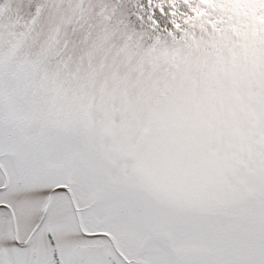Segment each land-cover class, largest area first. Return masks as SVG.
Masks as SVG:
<instances>
[{"label": "snow or ice", "instance_id": "1", "mask_svg": "<svg viewBox=\"0 0 264 264\" xmlns=\"http://www.w3.org/2000/svg\"><path fill=\"white\" fill-rule=\"evenodd\" d=\"M0 264H264V0H0Z\"/></svg>", "mask_w": 264, "mask_h": 264}]
</instances>
